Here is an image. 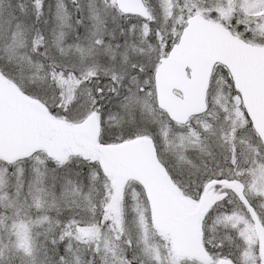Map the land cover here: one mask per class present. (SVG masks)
Listing matches in <instances>:
<instances>
[{
	"label": "snow or ice",
	"instance_id": "1",
	"mask_svg": "<svg viewBox=\"0 0 264 264\" xmlns=\"http://www.w3.org/2000/svg\"><path fill=\"white\" fill-rule=\"evenodd\" d=\"M0 264H264V0H0Z\"/></svg>",
	"mask_w": 264,
	"mask_h": 264
}]
</instances>
